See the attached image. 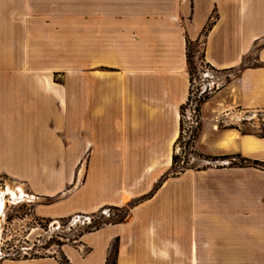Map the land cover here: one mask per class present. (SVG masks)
Listing matches in <instances>:
<instances>
[{
  "label": "crops",
  "instance_id": "0c3cea01",
  "mask_svg": "<svg viewBox=\"0 0 264 264\" xmlns=\"http://www.w3.org/2000/svg\"><path fill=\"white\" fill-rule=\"evenodd\" d=\"M56 41L76 43L75 68L20 64L21 43ZM196 44L214 71L238 70L201 105L203 127L264 110V0H0V175L47 201L34 208L41 219L133 204L124 223L84 235L91 252L69 264H107L115 240V264H174L164 176ZM208 132L222 143L233 130ZM234 141L244 156L264 150V138Z\"/></svg>",
  "mask_w": 264,
  "mask_h": 264
},
{
  "label": "rangeland",
  "instance_id": "374dc122",
  "mask_svg": "<svg viewBox=\"0 0 264 264\" xmlns=\"http://www.w3.org/2000/svg\"><path fill=\"white\" fill-rule=\"evenodd\" d=\"M190 54L191 104L180 112L182 139L173 146L177 160L164 176L174 179L170 188L173 191H169L174 197L165 201L162 218L178 221L170 234L178 251L172 257L169 255L170 261L193 264L194 243L195 264H264V150L244 156L234 141L240 136L258 138L264 125V110L224 115L205 122L203 127L200 116L193 112L196 101L217 93L238 70L210 69L202 57L200 44L191 46ZM75 56L74 41L25 42L21 43L20 64L71 70L76 66ZM54 81L74 82L75 73L57 74ZM206 129L233 132L219 143ZM243 159L261 164L252 166ZM183 168L185 171L181 173ZM11 192L17 193L16 199ZM46 202L34 200L25 188L0 175V263L7 258L38 257H51L48 259L53 258L59 264H65V260L69 264L70 259L80 261L91 252L82 237L110 223H124L133 206L104 207L94 215L61 220L36 217L35 206ZM117 244L115 240L111 245L110 263Z\"/></svg>",
  "mask_w": 264,
  "mask_h": 264
},
{
  "label": "trees",
  "instance_id": "16d2710c",
  "mask_svg": "<svg viewBox=\"0 0 264 264\" xmlns=\"http://www.w3.org/2000/svg\"><path fill=\"white\" fill-rule=\"evenodd\" d=\"M192 45H187V53H186V59H187V68H188V74H189V82H190V85H191V74H190V70H191V63H190V60H191V54H190V47H191ZM202 57H203V54H202ZM210 69H212L209 65H207ZM213 70V69H212ZM210 97L209 96H205V97H202V98H200V99H198L196 102H197V104H196V108L194 109V114H196V115H199V110H200V107H201V105H203L205 102H207V100L209 99ZM191 104V88L189 89V93H188V98H187V101H186V103H185V105H183L181 108H180V112L183 110V108H185L186 106H188V105H190ZM180 129H181V126H180ZM182 132V131H181ZM181 132H180V136H179V138L177 139V142L179 143L180 142V140L182 139V136H181ZM258 138H264V125H262L261 126V128H260V134L257 136ZM194 141H196L195 140V138L193 139V142ZM224 158H228V157H224ZM177 160V156H175V155H172V159H171V168H173V166L175 165V161ZM243 161L244 162H247L248 164H251L252 166H255V165H259V164H261V163H258V162H256V161H249V160H245V159H243ZM251 166V167H252ZM185 171V168H183L182 169V171H181V173H183ZM122 209H124V207H121ZM94 215V214H93ZM116 224H121V223H119V222H116V223H110V224H108V225H116ZM107 225V226H108ZM98 230H100V228L99 229H97V230H95V231H93V232H96V231H98ZM93 232H88L87 234H89V233H93ZM117 241V240H116ZM116 255H117V248H116V252H115V258L112 260V262L110 263V262H108L107 261V264H115V262H116ZM47 258H51V257H38V258H22V259H5V260H30V259H47ZM65 264H68V262L65 260Z\"/></svg>",
  "mask_w": 264,
  "mask_h": 264
},
{
  "label": "bare ground",
  "instance_id": "6f19581e",
  "mask_svg": "<svg viewBox=\"0 0 264 264\" xmlns=\"http://www.w3.org/2000/svg\"><path fill=\"white\" fill-rule=\"evenodd\" d=\"M176 130V129H175ZM176 139V138H175ZM169 155H170V153H169ZM169 162H170V157L168 156V161H167V163L169 164ZM18 195H21L22 194V192L20 191V189H18ZM17 193L16 192H11V197L13 198V199H16L17 198ZM192 249H193V255H192V258H193V264H195V262H194V257H195V255H194V249H195V244L193 243L192 244Z\"/></svg>",
  "mask_w": 264,
  "mask_h": 264
}]
</instances>
